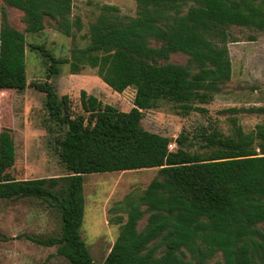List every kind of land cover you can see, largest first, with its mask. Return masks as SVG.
Instances as JSON below:
<instances>
[{
	"label": "trees",
	"instance_id": "trees-1",
	"mask_svg": "<svg viewBox=\"0 0 264 264\" xmlns=\"http://www.w3.org/2000/svg\"><path fill=\"white\" fill-rule=\"evenodd\" d=\"M22 12L25 30L14 27L5 8L0 28V89L28 86L27 48L39 50L47 76L34 86L44 93V126L65 167L62 175L18 178L12 129L0 131V198L46 201L61 215L57 235H28L70 264H98L81 235L85 214V175L158 168L140 193L127 194L117 216L119 235L102 264H264V123L245 131L237 119L225 133L202 126L201 150L182 133L172 138L141 125L144 110L172 102L179 113L206 111L231 79L229 43L238 41L232 26L264 32V0H136L137 14L100 6L89 25V43L70 57L45 44L28 43L26 33L42 32L47 20L66 36L82 29L73 18L74 0H3ZM255 39L254 35L250 36ZM188 55L186 63L169 59ZM68 63L72 73L86 66L113 90L135 89L134 106L122 110L81 90L82 111L51 81ZM237 110V108H235ZM261 112V108H256ZM147 222L140 228V221Z\"/></svg>",
	"mask_w": 264,
	"mask_h": 264
},
{
	"label": "rangeland",
	"instance_id": "rangeland-1",
	"mask_svg": "<svg viewBox=\"0 0 264 264\" xmlns=\"http://www.w3.org/2000/svg\"><path fill=\"white\" fill-rule=\"evenodd\" d=\"M112 4L119 7L125 17L136 16V0H74L73 18L80 17L83 27L75 36H66L47 20L46 29L37 33H26L28 43L45 44L57 56L70 57L75 46H86L89 25L101 12L100 6ZM5 8L10 23L24 31L22 12L0 0V28L2 9ZM231 31L238 41L230 42V57L233 64L232 79L217 93L214 100L202 104L206 111H192L183 115L172 102L162 101L152 109L144 110L141 121L147 130L172 138L171 149L177 148L176 139L187 134L194 142L190 150H201L199 134L202 126L216 127L230 133L233 119L245 131L264 123V32L241 26H232ZM251 35L255 39H251ZM188 55L175 52L170 61L186 63ZM60 73L51 79L60 95L68 94L73 110L82 111L80 93L85 89L96 95L104 104H112L128 111L134 106L135 89L123 92L113 90L97 74L95 68L86 66L79 73H72L70 65H60ZM47 69L39 50L27 48L28 86L24 91L0 89V131L2 127L12 129L15 137L17 158L12 170L18 178L51 177L66 172L58 154L50 143V134L44 126L47 113L44 109V93L34 82L46 79ZM237 108V110L235 109ZM256 108H261L258 112ZM158 168L133 169L127 171L96 172L85 175V214L80 231L94 260L102 264L116 241L120 225L115 219L127 214L123 208L127 194H140L158 175ZM147 215L140 221L142 228ZM60 213L46 201L25 197L19 199L0 198V264H70L67 258L56 254L57 246H44L28 235L49 236L61 231ZM264 228V223L261 224ZM221 259V255L212 260Z\"/></svg>",
	"mask_w": 264,
	"mask_h": 264
}]
</instances>
